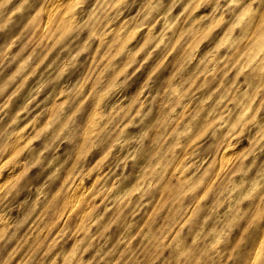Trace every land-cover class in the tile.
I'll list each match as a JSON object with an SVG mask.
<instances>
[{"label": "rangeland", "instance_id": "obj_1", "mask_svg": "<svg viewBox=\"0 0 264 264\" xmlns=\"http://www.w3.org/2000/svg\"><path fill=\"white\" fill-rule=\"evenodd\" d=\"M0 264H264V0H0Z\"/></svg>", "mask_w": 264, "mask_h": 264}, {"label": "bare ground", "instance_id": "obj_2", "mask_svg": "<svg viewBox=\"0 0 264 264\" xmlns=\"http://www.w3.org/2000/svg\"><path fill=\"white\" fill-rule=\"evenodd\" d=\"M60 0H53V2L55 3V4H57L58 2H59ZM61 4H62V2H61ZM58 6V5H57ZM53 14V13H52ZM52 16V15H51ZM45 18V17H44ZM69 19V18H68ZM76 21V20H75ZM42 29V28H41ZM42 31V30H41ZM43 31H44V29H43ZM50 32V31H49ZM62 89V88H61ZM19 135V134H18ZM22 135V134H21ZM241 147V146H240ZM226 154V153H225ZM227 160V159H226ZM9 171V170H8ZM12 176V175H11ZM81 182V181H80ZM88 184V183H87ZM73 188V187H72ZM85 188V187H84ZM70 191V190H69ZM78 191H79V189H78ZM78 196V195H77ZM71 197H73V195L72 194H70V195H68V197L65 199L66 201V204H75V201H72V199H74V198H71ZM77 199H78V197H77ZM76 199V200H77ZM75 200V199H74ZM91 204H93V203H91ZM73 206V205H72ZM171 210V209H170ZM68 211V210H67ZM80 216V215H79ZM180 224V223H179ZM79 248V247H78ZM253 257V256H252ZM132 259V258H131ZM248 261V260H247Z\"/></svg>", "mask_w": 264, "mask_h": 264}]
</instances>
